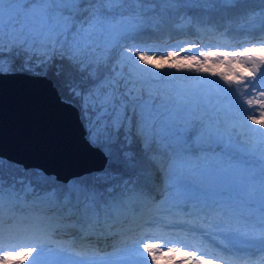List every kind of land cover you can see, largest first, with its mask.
<instances>
[{
	"label": "snow or ice",
	"instance_id": "6c2138e0",
	"mask_svg": "<svg viewBox=\"0 0 264 264\" xmlns=\"http://www.w3.org/2000/svg\"><path fill=\"white\" fill-rule=\"evenodd\" d=\"M140 2L141 0H0V74L16 71L45 77L51 74L55 77L54 85L58 91L68 88L74 96L81 97L82 115L88 125V142L94 147L109 145L112 142V133L118 132L122 127L129 133L135 127L136 134L143 138L146 146L155 145L170 160L169 173L166 176V185L171 188L169 198L174 197L179 205L190 207L193 212L223 216L228 211L222 207L223 201L213 200L212 194L196 184L192 177L202 175L214 160L221 159V156L208 157L205 154L206 143L212 141L222 145L221 153L227 154L230 138L226 141L224 136L217 135L211 125L195 115L191 109L181 107L167 96L157 99L156 95L150 93L149 100L143 101L139 89L135 86L127 87V80L121 84L123 72L100 79L83 95L70 87L69 82L61 79L64 61L84 72L89 65L98 67L103 63L110 49L118 43L119 37L131 38L139 30V23L117 29L122 21L109 13L116 6ZM159 2L172 4L177 0ZM220 2L233 4L236 0ZM261 2L264 3V0ZM184 51L186 54L180 58L179 51H168L163 55L152 48L132 45L121 53V64H129L136 74L134 78L141 79L140 74L143 73L161 77L165 74L153 73L150 68H141L140 63L162 69L171 60L173 62L167 64L168 68L208 73L212 72L209 62L215 57L219 60L217 67L227 65V70L219 73L226 82L231 84L235 81L245 89L251 86L252 91L256 92L252 80L261 66H264V46L246 48L243 52L198 51L197 54H192L190 49ZM149 52L153 55L147 54ZM156 55H159L158 60L154 58ZM198 56L202 59H198ZM239 57H246L247 62L251 63V70L246 68ZM17 60H20L19 67L16 65ZM56 60L61 63L57 65ZM52 69L55 71H51ZM212 75L217 73L212 72ZM87 78L97 80L96 71H88ZM190 79L200 83H216L201 77ZM245 79L248 83H244ZM261 79H264V73L261 74ZM121 87L125 88L123 92ZM243 95L247 96L248 93ZM246 103L251 106L254 102L247 99ZM255 103L264 109V90L258 92ZM260 116L261 118L256 119L249 115L248 119L264 127V112ZM189 133L193 135L190 136ZM261 135L264 136V133ZM106 157L111 160L107 154ZM127 184V181L119 180V173L109 164L95 182H81L66 188L57 186L44 196L37 197L34 203L41 213L53 210L58 215H40L32 219L55 221L51 225L54 227H60L63 221H69L66 226L79 228L81 231L99 223L101 217L118 219L126 204L144 195L141 191L128 188ZM261 184L264 188V173L261 175ZM121 185H124L122 191L114 194V188ZM3 205L4 187L3 180L0 179V233L5 230ZM9 219L13 220L8 226L11 229L22 225L27 218H17L10 213ZM255 227L264 236V210L259 224ZM37 247L42 249L43 244L38 242L31 248L10 250L0 257V264H25ZM143 248L151 255L153 264H158L160 256L154 250L159 249L160 245L144 243ZM168 252L174 255L175 249L169 247ZM13 255L19 259L13 261ZM189 255L194 257L195 252L185 253V256ZM33 264L36 262L33 261ZM197 264H211V260L201 256Z\"/></svg>",
	"mask_w": 264,
	"mask_h": 264
},
{
	"label": "bare ground",
	"instance_id": "6f19581e",
	"mask_svg": "<svg viewBox=\"0 0 264 264\" xmlns=\"http://www.w3.org/2000/svg\"><path fill=\"white\" fill-rule=\"evenodd\" d=\"M173 11L174 7L172 11L168 10L165 16L158 14V17L153 18L152 24L147 21L145 25L140 17V12L131 16L123 14L117 18L122 21L117 25V29L139 23V30L134 34L142 37V47L152 48L156 53L163 55H166L168 51H179L180 58L186 54L185 49H190L192 54H197V48L218 52H242L243 48L264 46V5L256 0L245 1L235 6H225L213 12H195L193 15L184 13V10ZM162 16L163 18H161ZM155 20L158 21L155 22ZM195 40L201 43L195 42ZM207 40L210 41L209 44H203ZM131 43H133L132 38L119 37L118 43L113 48L116 53L114 56L115 73L123 72L121 78L123 84L127 80V87L135 86L139 89V95L143 101L149 100L150 93L156 95L157 99L160 96L171 98L181 107L191 109L195 115L210 124L217 135L224 136L226 141L230 138V148L227 154L221 153L222 145L212 141L206 143L205 154L208 157L221 156V159L214 160L202 175L192 177L196 184L212 194L213 200L223 201L222 207L228 211L223 216H217L216 213L205 215L193 212L190 207L179 205L174 197L169 198L171 188L166 185V176L169 173L170 160L155 145L146 146L143 138L136 134L135 127L130 133L122 127L126 131L127 142L134 140L137 143L133 150V159L137 163L138 173L132 177L136 187L139 188L140 185L147 187L149 183H153L156 184V188H151L148 192L143 190L142 199L126 204L125 210L122 212L132 215L123 220L122 213L120 214L117 219L120 225L116 223V226H112L116 232L114 238L122 232L125 234L132 232V236L143 232L149 234L161 232L163 234L160 235H169L170 239L176 240L172 243L175 248L174 255L177 257V261H172L169 264L178 262L189 264L190 258L193 256H185V253H192L190 245L195 244L201 248L198 250L199 252L197 251L199 254H195L198 257L197 260L201 256L206 260H211L208 255L213 251L210 243L211 238L220 240L227 245L228 253L223 254L224 257L242 258L241 262L243 263L264 261V236H262L261 230L255 227L259 224L262 210H264V205L261 204L262 196H264V188L261 184V175L264 173V136L261 133H264V127L254 124L252 120L248 119L249 115L259 119L261 118L260 113L264 112V109L255 103L258 99V92L264 90V79H261L264 66H261L260 71L255 74V78L252 80L256 86V92L252 91L251 86L245 89L242 84H237L235 81L231 84L226 82L219 73L225 72L227 65L217 67L219 60L215 57L209 63L212 65V72L217 75H212V72L177 71L175 68H168L167 64L173 62L169 60L162 69H155L151 65L140 63L141 68H150L153 73H164L165 75L161 77L143 73L140 74L141 79H135L136 74L129 64H121V53L128 50ZM197 45L199 47H196ZM147 54L153 55L152 52ZM154 58L158 60L159 55ZM198 59L202 58L198 56ZM238 59L246 65L248 70H251V63L241 57ZM191 77L206 78L216 83H200L195 79H190ZM244 83H248V80L245 79ZM120 90L123 92L125 88L121 87ZM245 92L248 93L247 96L243 95ZM247 99H252L253 105L249 106L246 103ZM257 129L259 131H254ZM189 135L191 136L192 133ZM137 151L141 152V156L135 154ZM156 168L158 171H154ZM128 179L126 178V180ZM165 200L167 203H164ZM29 206L28 208L31 210H27H36L37 216L58 215L53 210L41 213L34 202H30ZM13 210L15 209L13 208ZM3 211L4 217L9 218L8 212ZM112 219L114 218H109L110 222ZM219 221H221L220 224ZM69 223V221H65L61 224L58 227L59 231ZM151 224L161 225L165 229L155 231L150 228ZM98 229L107 232L103 227H98ZM189 234L192 237H189ZM105 237L104 242L107 241L108 236L104 234L103 238ZM215 239L212 240L217 242ZM124 244L116 248L117 250L114 252H103L107 264H113L118 260L122 264H153L151 255L147 252L149 259L141 260L125 249L128 245ZM247 250L254 252L256 258H246ZM120 252L123 254L122 256L118 255ZM158 264L161 262L159 261Z\"/></svg>",
	"mask_w": 264,
	"mask_h": 264
},
{
	"label": "rangeland",
	"instance_id": "374dc122",
	"mask_svg": "<svg viewBox=\"0 0 264 264\" xmlns=\"http://www.w3.org/2000/svg\"><path fill=\"white\" fill-rule=\"evenodd\" d=\"M245 1H249V0H236V2L233 4H224L223 3L222 5L217 6V7L212 6V8L211 7L209 8L206 6H203V8H201L202 6L197 5V6L193 7V9H190L189 7H187L185 5H180L181 7L179 5H178L179 7L176 5V7H174L173 12L184 10L183 12L187 13L189 15H193L195 12H201V11L213 12V11H217V10H219L225 6H235V5H238L239 3H243ZM256 1L261 2V0H256ZM262 4L264 5V3H262ZM121 9H123L124 11L122 12ZM153 9H154V11H153ZM172 9H170V10H172ZM168 10L169 9H164V10L161 9L158 5L157 0H141L140 3L129 4V5L127 4L126 6H123L121 8L113 10L114 15H112V16L116 17V19H117L118 17L122 16L123 14H128L131 16L134 13L136 14V13L140 12V17L143 19V23L145 25L147 23V21H148V23L152 24V20H154L153 18L158 17V14H163V16H165V14L168 12ZM169 13H171V12H169ZM163 16L161 18H163ZM157 21L158 20H155V22H157ZM131 38L133 40V43H131V45L128 47H131L132 45H139L141 47L143 46L142 37H138V36H136V34H133ZM172 40H175V39H172ZM195 42L201 43L198 40H195ZM5 43H6V47H7V41ZM240 47H243V46H240ZM113 48L114 47H112L110 49V51L108 52L107 59L103 63H101L98 67L95 65H89L88 69H86L84 72L79 71L81 73V76L86 80V82L83 84V87L81 86V83H78V84L75 83L73 85H70V87L77 89L83 95V94L87 93L89 91V89H92L96 83H98L96 81H99L100 79H103L104 77L113 76V74L116 71L115 70L116 64L114 62V56L116 53H114ZM197 50L198 51H205V50L208 51V49H203V48H200V49L197 48ZM243 51H244V48L242 49V52ZM5 55L6 56L8 55L7 52H5ZM241 58L247 61L246 57H241ZM19 64H20V60H17L16 61L17 67H19ZM6 66H7V63H6ZM91 70H95L97 73L98 79L95 81L87 78V72L91 71ZM121 84L123 85V82H121ZM84 86H86V87H84ZM81 89H83V90H81ZM69 93L71 94V98H72L71 101L78 107L81 120H82L84 127L86 129V136L88 138V125L86 124V121L82 115L81 105L83 104V99L81 97L74 96L70 91H69ZM192 135H193V133H192ZM126 138H127L126 131L121 128L118 132L112 133V142L109 145L100 147L104 151L105 154H108L107 156L111 157V160L107 159V164H106L105 168L108 167L109 164H111L112 169H114L117 173H119V180L128 182V184L126 185L128 188L133 187L132 189H135L137 191L143 192V190H145L148 192L149 189L156 188V184L149 183V186H147V187L141 186V185L139 186V188L136 187V184L134 182V179H132V177L138 173V170L136 169L137 163L133 159V150L136 148L137 143L134 142V140L127 142ZM135 154L136 155L138 154L139 156H141V152L137 151ZM0 159H3V158H0ZM133 162H134V164H133ZM13 163H15V162H13ZM15 164H17V163H15ZM17 165H20V164H17ZM20 166L23 167L22 165H20ZM24 169H26V168H24ZM27 169H33L32 173H31V177L24 182L22 191H19L17 195L19 197H22V195H27V193L28 194L31 193L30 196L28 197L27 202L24 203L26 205L23 207L24 209L31 210V208H28V207H30L29 203L35 202L34 200H37V198H33V197H35L36 195L37 196H44L46 193L51 192L57 186L51 185L49 187L43 188V190H39V191L35 190V188L33 186L34 185L33 182H35V181L45 182L47 177H48L47 175H50V174H46L38 168H27ZM104 169L94 170V171H91V172L85 173V174H90L92 181L95 182L97 177L99 175H102ZM154 171H158V169L156 168V169H154ZM124 174H126V175H124ZM79 176H81V175H79ZM79 176L72 177L69 181L68 187L75 185V184H78L79 182H82V181L78 182L76 180V178ZM22 177L23 176H20V179ZM126 178H129V179L126 180ZM59 181H61V180H59ZM61 182H63V181H61ZM123 187H124V185H121L120 187L114 188V190H118L117 193H119L122 191ZM143 188H145V189H143ZM138 199H142V196L135 199V202ZM143 201H146V200H143ZM6 202H7V204L3 205L4 206L3 210H6L9 214L10 213L15 214V217H17V218H19V217H26L27 218V215L25 216V211H21L22 207H15L14 208L15 210L9 211V210L13 209L12 207H10L13 205L9 204L10 200H6ZM22 204H23V202H22ZM261 204L264 205V199L262 200ZM124 207H126V205ZM124 207H123L122 211L125 210ZM18 211H20V212L18 213ZM34 211L36 212V210H34ZM121 213H122L121 215H122L123 220H124V218H127V217L130 218L132 215V214H130V215L124 214V212H121ZM36 216H37V214H36ZM28 220H29V218L25 219L23 223L27 222ZM4 221H5L4 222V226H5L4 231L19 230L16 232L19 233L20 237H23L22 234L24 235V233H22L23 230H21L22 225L9 229L8 226L10 224H12L13 220L9 219L7 217H4ZM37 221L39 222L40 225L38 224L39 227H37L34 224V226H36L37 228L33 231V234H36V236H42V235L44 236L47 233L48 235H51L52 237L64 239L63 244H65L66 239L71 237V240L75 241V247H77V248H80L79 245H81V243H88V244H91V246L87 247V245H85L83 251H80V250L78 252L75 251L76 253H73L72 252L73 250L72 251L67 250L65 248V246H63V245L61 246L60 244H57V243L53 244L50 248H46V249H43V248L41 249L40 247H37L36 251L33 252L34 256L32 255L31 257H29L25 261L26 264L27 263L33 264V261H35L36 264H80V263H83V264H107L106 263V256L103 255V252H109V253L114 252L115 250H117L116 248L121 247V245L124 243H126V245H128V247L125 249H128V251L134 255L135 254L139 255L140 253L147 255L146 251L143 248L144 243L159 244L160 248L155 249L154 251H156L157 255L160 256L159 261L161 262V264H169L170 262L175 261L172 258L173 257V255H171L172 253L168 252L169 247L175 249L174 245H173L174 243H172L173 241L171 239H169V237H168L169 235L165 236V235H160V233H155V232H153L151 234L143 232L139 235L134 234V236H132V232H129L127 234H125V232H122V233L119 232L120 235H118L116 238H114V235H116L115 234L116 232H114V229L112 226H116L115 225L116 223H118L117 225H120V222L116 218L112 219L111 224H109L107 222V220L104 219V222L101 220V224H103V225L98 224V223L94 225L95 227L98 226L100 228L103 227V228L107 229V232H105L103 230H99L98 227L95 228L94 226H91V227L86 229L87 231L85 230V233H84V231H81L79 228H73V227H68V226H65L63 229H60V231H59L58 227L51 226L50 224H48L46 222L41 223V221H44V220H41V221L37 220ZM64 222L65 221H63L61 224H63ZM220 222L221 221H219V224H220ZM219 224H217V225H219ZM52 225H54V224H52ZM151 225L152 226H150V228H152L155 231H160V230L165 229V227H163L161 225H158V226H154V224H151ZM138 229H140V228H138ZM67 230H69V231L67 232ZM104 234H106L108 236L107 237V241L109 240L108 242L107 241L104 242L106 240V237L103 238ZM77 235H78V237H76ZM189 237H192V235L189 234ZM5 239H7V238H5ZM102 239H103V241H102ZM211 239H215V238H211ZM216 241L219 243H223L220 240H216ZM177 243L182 244L179 242H177ZM69 244H70V242H69ZM33 245H36V244H30L27 246L17 247V250H24L25 247L31 248ZM0 249H3L2 251H0V257L4 256L8 252L7 250H9V251L14 250V249H7L5 247H1ZM199 249H201V248L197 245H196V247L191 248V250L193 252H195V254H199L198 253ZM142 251H144V252H142ZM118 255L122 256L123 254H121V252H120ZM17 259H19V258L16 257L15 255H13V261H15ZM197 259H198L197 256L191 257L190 258L191 264H197V261H196ZM213 262L214 261H212V263ZM113 264H122V262H120L118 260V261L114 262ZM177 264H180V262H178Z\"/></svg>",
	"mask_w": 264,
	"mask_h": 264
},
{
	"label": "water",
	"instance_id": "95a60500",
	"mask_svg": "<svg viewBox=\"0 0 264 264\" xmlns=\"http://www.w3.org/2000/svg\"><path fill=\"white\" fill-rule=\"evenodd\" d=\"M0 158L68 182L101 170L107 157L88 142L78 107L48 76L0 74Z\"/></svg>",
	"mask_w": 264,
	"mask_h": 264
},
{
	"label": "trees",
	"instance_id": "16d2710c",
	"mask_svg": "<svg viewBox=\"0 0 264 264\" xmlns=\"http://www.w3.org/2000/svg\"><path fill=\"white\" fill-rule=\"evenodd\" d=\"M158 5L161 9H172L173 7H176V5H185L189 7L190 9H193V7L199 5V6H206V7H212V6H218L223 3L220 2V0H216V2H207V0H177L176 3L168 4V3H160L159 0H157ZM128 3L119 5L114 7L113 10L121 8L123 6H126ZM129 5V4H128ZM172 11V10H171ZM109 15H114L113 11L109 13ZM55 63L59 65L61 61L56 60ZM63 69H62V75L61 79L69 82V85H73L75 83H81V86L83 87V84L86 82V80L81 76V73L77 70V67L73 66L70 62L64 61L63 62ZM51 71H55V69H52ZM80 73V74H79ZM49 77L53 80H55V77H53L51 74ZM61 96L71 101V94L68 91V88H64L62 91H59ZM33 169H24L20 165H17L11 161H6L4 159H0V179L3 180V187L4 192L7 190L12 191L15 193L14 198L16 200L19 199L17 196L18 192L22 190L24 182L28 180L31 177ZM20 176H23L20 179ZM47 179L45 182L41 181H35L34 188L35 190H43V188L49 187L51 185H56L61 188H66L69 186V182H61L59 181L54 175H47ZM76 180L82 181V182H93L90 174H83L76 178ZM81 183V182H79ZM116 191V192H115ZM114 194L118 192V190H113ZM29 194H27L28 196ZM107 195V194H106ZM5 196V195H4ZM105 219V218H104ZM33 225L32 220H29L27 223H25V226Z\"/></svg>",
	"mask_w": 264,
	"mask_h": 264
}]
</instances>
